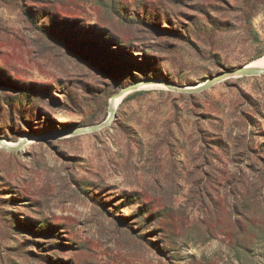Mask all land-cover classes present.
<instances>
[{"label":"rangeland","instance_id":"1","mask_svg":"<svg viewBox=\"0 0 264 264\" xmlns=\"http://www.w3.org/2000/svg\"><path fill=\"white\" fill-rule=\"evenodd\" d=\"M262 56L264 0H0V264H264V74L180 91Z\"/></svg>","mask_w":264,"mask_h":264},{"label":"water","instance_id":"2","mask_svg":"<svg viewBox=\"0 0 264 264\" xmlns=\"http://www.w3.org/2000/svg\"><path fill=\"white\" fill-rule=\"evenodd\" d=\"M264 74V69H258V68H251L249 67V64L244 65V66H240L237 68H231V69H226L225 71L210 77L206 82H204L203 84L191 87V88H184V89H180V91L184 92V93H199L202 91H205L209 88H211L213 85L231 78V77H251V76H260ZM157 82L155 80H149V81H141V82H136L133 83L127 87L122 88L121 90H119V92L117 94H115L110 101L109 104V115L108 118L106 120H104L103 122L99 123V124H95L93 126L90 127H85L79 130H72L69 131L67 134H80V133H94L97 131H100L108 126L111 125L113 119L115 118V109L113 107L112 101L121 98L122 100L129 94L138 91L140 89H142L141 87L145 86V85H153L156 84ZM5 141L0 137V147L6 151H17L19 150V148L21 147L22 143H23V139L20 140V142L16 145V146H7L5 143Z\"/></svg>","mask_w":264,"mask_h":264},{"label":"bare ground","instance_id":"3","mask_svg":"<svg viewBox=\"0 0 264 264\" xmlns=\"http://www.w3.org/2000/svg\"><path fill=\"white\" fill-rule=\"evenodd\" d=\"M249 67L251 68H258V69H264V56L252 61L251 63H249ZM153 85H145L143 87H151ZM121 98L116 99L114 101H112L113 107L116 108L118 106V104L121 102ZM25 140L23 139V143L21 145V147H23ZM7 146H16L18 143H11V142H4Z\"/></svg>","mask_w":264,"mask_h":264},{"label":"trees","instance_id":"4","mask_svg":"<svg viewBox=\"0 0 264 264\" xmlns=\"http://www.w3.org/2000/svg\"><path fill=\"white\" fill-rule=\"evenodd\" d=\"M77 49V48H76Z\"/></svg>","mask_w":264,"mask_h":264}]
</instances>
